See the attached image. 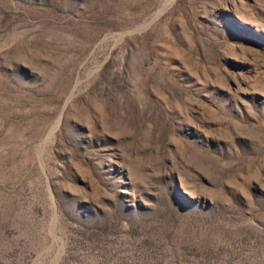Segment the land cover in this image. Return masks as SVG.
Segmentation results:
<instances>
[{"label": "rangeland", "instance_id": "1", "mask_svg": "<svg viewBox=\"0 0 264 264\" xmlns=\"http://www.w3.org/2000/svg\"><path fill=\"white\" fill-rule=\"evenodd\" d=\"M0 264H264V0H0Z\"/></svg>", "mask_w": 264, "mask_h": 264}]
</instances>
